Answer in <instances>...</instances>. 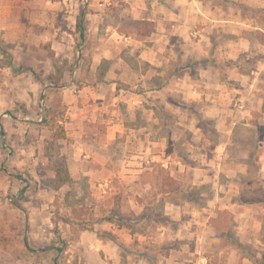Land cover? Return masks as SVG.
Segmentation results:
<instances>
[{
  "label": "rangeland",
  "instance_id": "obj_1",
  "mask_svg": "<svg viewBox=\"0 0 264 264\" xmlns=\"http://www.w3.org/2000/svg\"><path fill=\"white\" fill-rule=\"evenodd\" d=\"M51 1L48 16L38 13L36 26L12 31L0 27V187H6L0 188V264H111L114 257L118 264H264V46L254 38L256 30L264 34V0H199L205 19L215 27L205 31L208 25L199 24L182 30L178 70L182 75L188 68L190 63L181 59L193 57L194 48L202 50V66L210 60V45H194L207 35L217 52L224 55L227 51L221 61V69L228 75V79L222 77L226 86L220 92L219 84H214V98L201 94L205 89L195 83L190 90L195 88L196 95L168 91L159 101L149 97L154 105H146L147 114L152 109L159 119L158 123L148 122L151 139L165 138L166 148L170 144L177 153L171 159L186 167L176 174L177 190L175 186L163 190L158 173L163 163L150 162L143 173V182L150 189H144L142 199L130 190V172L118 155L114 156L116 171L101 174L95 188L79 181L77 186L70 182L54 189L55 170L66 161L70 148V139L57 138L55 126L65 128L69 102H130V98L113 89L95 90L92 82L98 76L92 77L88 71L94 37L88 38L92 31L84 18L82 30L78 29L77 19L89 11L92 2H104ZM110 2L108 22L126 37L136 36L137 21L119 17L126 3ZM33 3L37 10L50 6L44 0ZM185 14L191 18L190 12ZM5 31H11L15 39L6 41ZM241 37L244 41L239 50L243 51L234 59L229 51ZM237 64L243 74L239 80L232 73ZM202 66L190 68L193 79ZM234 87L241 90L231 91ZM49 108L55 112L53 128L38 127L41 123L35 121ZM15 118L25 120L24 124H15ZM33 132L42 141L31 148L33 160L29 162L28 153L19 155L18 147L31 144L24 138ZM44 163L47 173L42 169ZM195 165L207 169L211 183L188 185L186 168ZM28 169L37 170L36 179ZM18 174H22V182L12 187L10 177ZM115 191L117 208L107 212L109 195ZM163 194L165 200L157 201ZM34 196L48 202L42 213L38 207L43 204L32 199ZM167 211L175 221L171 215L163 216ZM119 212L133 230L148 232L145 239H121L120 245L131 244L129 256L114 252L108 245L110 233L95 224V219ZM203 216L211 218L206 221ZM94 231L104 242L100 250ZM193 232L199 240L192 237ZM100 256L104 263L99 262Z\"/></svg>",
  "mask_w": 264,
  "mask_h": 264
},
{
  "label": "crops",
  "instance_id": "obj_2",
  "mask_svg": "<svg viewBox=\"0 0 264 264\" xmlns=\"http://www.w3.org/2000/svg\"><path fill=\"white\" fill-rule=\"evenodd\" d=\"M33 1L0 0V27L9 28V30L11 28L12 31L15 28L36 26L38 13L46 18L49 14L48 9L50 10L52 7V1L44 0L45 4L47 3L50 6L44 5L43 10H37ZM101 1L104 3L92 2L89 6V11L80 14L81 18H84L87 22L89 31H92L88 34V38L92 39L91 35L94 37L92 39V64L88 67V71L92 77L98 76V80L92 82L95 85V90L113 89L119 92H126L129 94L127 97L130 98V102H69L68 122L64 126L66 138L70 139L66 164L69 169L70 182H73V185H80L79 181H84L88 183L90 188H95V182L101 174L105 176L107 173L116 171L114 156L118 155L117 158H120L122 165L126 164V171L130 172V176H128L130 179V190L135 195L138 194V197L142 199L144 189L147 190V187L150 189L149 184L143 182V173L149 168L147 165L150 162L161 161L163 163L162 167L168 170L171 177L177 181L179 176L176 174H178L180 169L184 170L186 167L185 164L180 163L177 159H171V156L177 153L174 148H171L170 144L166 148L165 138H159L155 142L151 139L148 131V122L158 123L159 119L153 116L152 109H150L151 114H147L146 105H154L153 102H149V97L151 96L154 101H159V98L162 100V97L168 91L173 94L183 92L196 95L197 90L195 88H192V91L190 90L191 84L195 83V87L196 85L199 87L200 84V87L205 89L204 91L200 90L201 94H207V96L214 98L217 91L213 90V85L219 84L216 85V88L223 92L225 80L228 79V75L221 69L223 65L221 61H223L222 59L227 51L225 49L224 55H222V51L217 52L218 50L214 49L213 39L210 36H202L200 40L194 41V45L197 46L201 42L205 43L204 45H210L211 50L208 52L211 57L210 60L204 62L202 66L199 59L202 50L194 48L193 57L183 56L181 59V61L186 59L190 63L181 75L180 72L182 70H178L179 66L177 64L182 51L179 45L182 30L195 28L199 24L208 25L203 29L205 31L210 27H215L211 25L212 21L205 19L206 16L201 1L120 0L126 3L123 4V9L119 15L121 19L127 17L136 21L147 20L155 24L154 32L145 39H138L134 35L126 37L125 33L117 31L108 22L107 9L112 4L111 0ZM185 12H190V19L186 18ZM215 22L219 24L220 21ZM11 31H5L3 34L6 41L15 39L14 36H10ZM243 41L242 37L238 38L236 43L234 42V49L229 51L234 59H237L239 53L243 51L241 48L239 50ZM198 65L202 66L200 72L197 73L199 79H193L190 68H195ZM234 68H236V72L232 73L239 80V77H243V74L238 70V64ZM223 76L226 79H222ZM240 90L238 87H234L231 91ZM102 95L100 96L103 97ZM214 103L217 104V102ZM42 117L35 122L41 123ZM15 120V124H24L25 122V120L19 118H15ZM216 121L219 122V119ZM38 127L46 128L42 123ZM23 132L25 133V131ZM33 133L31 137V132L29 136L23 137L31 144L18 147L19 155L28 153L27 159L29 162L33 160L30 157L31 148L34 150L37 141H42L41 135ZM23 142L27 143L25 140ZM167 149H169V152L166 151ZM171 162L175 166H172ZM43 165V172L47 173L45 163ZM186 170L188 185L201 187L211 183L206 168L195 165L187 167ZM27 171L32 175L33 179H36L37 170L28 169ZM1 177L0 172V180ZM10 178L12 181L8 182V184H11L12 187L16 185L15 182H22V174ZM116 183L115 185H117ZM3 186L0 188L5 190L6 187L4 188ZM136 187H139L140 190ZM92 192L94 194V191ZM116 195V191L109 195L111 204L108 206L107 212L114 207L115 209L117 208ZM165 196L166 194H163L161 198L160 195L157 201H164ZM32 199L43 204L38 207L39 212L42 213L46 210L48 203L46 198L34 196ZM121 213H116L106 219H95V224L101 226L102 231L110 233L112 239L108 245L109 247L111 246L114 252H125L129 256L132 252L131 244L122 246L120 245L121 239L126 238L128 241H134L136 236L140 239H145L148 236V232L133 230L131 228L132 225L123 220L124 215ZM135 214L138 215V213ZM169 215L171 214L168 211L163 214V216ZM203 217L206 218L205 216ZM210 218V216L206 218V221ZM171 219L175 221L176 218L171 215ZM96 231L93 234L97 243H99L98 250H100L102 249L101 244L104 242L99 239ZM84 232L89 231L84 230ZM192 237H196L199 240L196 232H193ZM207 259L205 258V261ZM99 262L104 263L102 256L99 257ZM111 264H118V259L116 257L112 258Z\"/></svg>",
  "mask_w": 264,
  "mask_h": 264
},
{
  "label": "trees",
  "instance_id": "obj_3",
  "mask_svg": "<svg viewBox=\"0 0 264 264\" xmlns=\"http://www.w3.org/2000/svg\"><path fill=\"white\" fill-rule=\"evenodd\" d=\"M82 19L81 15L78 16L77 19V27L78 29H81ZM154 30V23L147 20H139L136 22V37L139 39H144L149 37ZM254 38L255 40L262 46H264V34L263 32L256 30L254 32ZM55 112L53 108H49L48 110L44 111L43 117H42V125L45 127L52 129V121H54ZM55 133L58 139H65V130L63 127L56 125L55 126ZM158 173L160 175V180L162 183V189H169L172 186L176 187L177 181L171 177L168 170L164 169L162 166L159 168ZM71 181L69 169L67 167L66 161H62L60 166H58L55 170V176H54V189L59 190L65 185L69 184ZM177 190V187L175 188ZM59 251V250H58Z\"/></svg>",
  "mask_w": 264,
  "mask_h": 264
},
{
  "label": "built area",
  "instance_id": "obj_4",
  "mask_svg": "<svg viewBox=\"0 0 264 264\" xmlns=\"http://www.w3.org/2000/svg\"><path fill=\"white\" fill-rule=\"evenodd\" d=\"M83 1H85V2H86V0H83Z\"/></svg>",
  "mask_w": 264,
  "mask_h": 264
}]
</instances>
